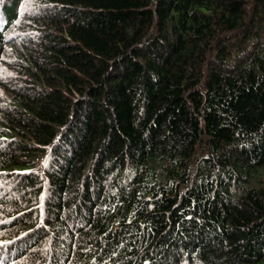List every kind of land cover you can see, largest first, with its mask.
Listing matches in <instances>:
<instances>
[{"label": "trees", "instance_id": "16d2710c", "mask_svg": "<svg viewBox=\"0 0 264 264\" xmlns=\"http://www.w3.org/2000/svg\"><path fill=\"white\" fill-rule=\"evenodd\" d=\"M0 264H264V0H0Z\"/></svg>", "mask_w": 264, "mask_h": 264}, {"label": "rangeland", "instance_id": "374dc122", "mask_svg": "<svg viewBox=\"0 0 264 264\" xmlns=\"http://www.w3.org/2000/svg\"><path fill=\"white\" fill-rule=\"evenodd\" d=\"M2 72H4V70H2Z\"/></svg>", "mask_w": 264, "mask_h": 264}]
</instances>
